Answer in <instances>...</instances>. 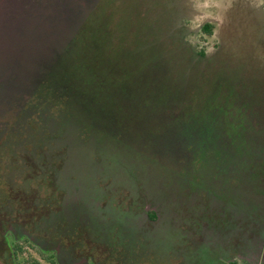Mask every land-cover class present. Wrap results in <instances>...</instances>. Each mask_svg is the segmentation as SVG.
<instances>
[{"label":"rangeland","instance_id":"1","mask_svg":"<svg viewBox=\"0 0 264 264\" xmlns=\"http://www.w3.org/2000/svg\"><path fill=\"white\" fill-rule=\"evenodd\" d=\"M230 262L264 264V0H0V264Z\"/></svg>","mask_w":264,"mask_h":264},{"label":"trees","instance_id":"2","mask_svg":"<svg viewBox=\"0 0 264 264\" xmlns=\"http://www.w3.org/2000/svg\"><path fill=\"white\" fill-rule=\"evenodd\" d=\"M202 28H203V30L206 31V32H210V29H211L209 24H204ZM230 263H231V264H234V263H232V262H230ZM32 264H36V263H32Z\"/></svg>","mask_w":264,"mask_h":264},{"label":"flooded vegetation","instance_id":"3","mask_svg":"<svg viewBox=\"0 0 264 264\" xmlns=\"http://www.w3.org/2000/svg\"><path fill=\"white\" fill-rule=\"evenodd\" d=\"M158 217H159V215L155 214V219L158 218ZM13 233H14V232H13ZM23 233H25V235H24L25 237H28L29 239H31L30 235H29L27 232L24 231ZM15 238H17V236H15ZM15 240H16V239H15ZM56 253H57V252H56Z\"/></svg>","mask_w":264,"mask_h":264}]
</instances>
